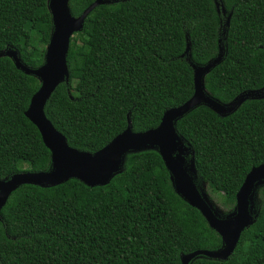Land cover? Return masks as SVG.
<instances>
[{
	"label": "trees",
	"instance_id": "obj_1",
	"mask_svg": "<svg viewBox=\"0 0 264 264\" xmlns=\"http://www.w3.org/2000/svg\"><path fill=\"white\" fill-rule=\"evenodd\" d=\"M94 1L70 0L73 15ZM53 30L49 0H0V52L16 49L24 64L38 68ZM220 39L225 53L205 76L207 92L228 104L264 89V0H110L72 36L70 80L54 91L46 115L72 147L93 153L129 119L135 132L156 128L166 110L193 96L191 62L217 57ZM40 86L37 76L0 56V179L51 168V151L25 114ZM176 128L208 190L234 209L247 174L264 163V97L225 116L202 104ZM259 192L256 221L233 254L200 255L189 264H264V185ZM222 245L202 213L176 192L157 148L129 152L106 185L76 178L55 186L25 183L0 217V264H182L183 255Z\"/></svg>",
	"mask_w": 264,
	"mask_h": 264
},
{
	"label": "water",
	"instance_id": "obj_2",
	"mask_svg": "<svg viewBox=\"0 0 264 264\" xmlns=\"http://www.w3.org/2000/svg\"><path fill=\"white\" fill-rule=\"evenodd\" d=\"M108 2L110 0H95L81 15L74 16L70 8V0H49L54 30L46 49L45 62L38 68H31L24 64L16 49L1 51L0 56L11 57L18 68L28 74H34L40 80L41 86L32 96L25 114L38 127L43 141L50 149L52 165L48 171L21 172L10 178L0 179V217L1 210L11 193L25 183L55 186L76 178L91 187L106 185L121 171L125 156L129 152L157 148L171 173L176 192L202 213L209 225L221 235L223 241L222 248L217 251L197 250L183 255L182 264H189L200 255L214 259H227L235 251L245 229L256 221L251 204L254 191L260 184H264V163L253 167L247 174L237 192L234 212L220 217L196 183L198 171L193 151L179 135L176 121L202 104L221 115L231 114L246 100L264 97V89L243 92L228 104L220 102L207 92L205 76L222 61L225 53L220 39V51L217 57L205 65L191 62L195 86L193 96L182 105L166 110L156 128L135 132L129 119L125 130L94 153L72 147L67 137L46 115L45 106L57 87L70 80L67 56L72 36L83 29L84 22L91 11ZM217 8L219 12L226 13L225 6L223 4L221 6L219 1H217ZM189 49L190 43L186 52ZM190 154H192L191 158H189Z\"/></svg>",
	"mask_w": 264,
	"mask_h": 264
},
{
	"label": "rangeland",
	"instance_id": "obj_3",
	"mask_svg": "<svg viewBox=\"0 0 264 264\" xmlns=\"http://www.w3.org/2000/svg\"><path fill=\"white\" fill-rule=\"evenodd\" d=\"M1 53V52H0ZM196 183L197 185L202 189V192H204V194L206 195L207 199L209 200L211 206L213 207V209L215 210V212L220 216V217H225L228 216L230 214H232L235 210H228L225 209L218 201L217 199L211 194V192L208 190L207 188V182L202 179L199 175H196ZM264 184H260L256 190L254 191L253 194V199H252V214L254 217H257L258 215V209L260 207L261 204V198H260V188L263 186Z\"/></svg>",
	"mask_w": 264,
	"mask_h": 264
}]
</instances>
